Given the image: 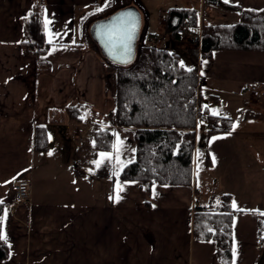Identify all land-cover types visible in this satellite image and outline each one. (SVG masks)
<instances>
[{"label":"crops","instance_id":"crops-1","mask_svg":"<svg viewBox=\"0 0 264 264\" xmlns=\"http://www.w3.org/2000/svg\"><path fill=\"white\" fill-rule=\"evenodd\" d=\"M100 2L0 0V201L6 206L2 228L9 247L8 258L0 264H219L213 241L193 239L192 217L197 204L205 206L212 194L223 193L231 194L237 206L233 208L236 255L232 264H264V250L257 242L259 212H264V187L259 177L264 176V52L216 51L211 58L195 63L204 105L210 111L209 105L220 99L222 108L232 105L234 114H221L237 125L221 134L228 137L220 146L224 175L211 182L213 187L198 183L195 172L191 185L119 180L113 172L120 173L123 168H115L114 159L97 168L92 161L101 159L102 151L93 144L79 150L73 137L75 122L64 110L72 104L83 105L86 113H95L101 127L113 126L115 76L110 78L98 54L84 40L78 41L83 37L76 30L79 15ZM160 2L156 10L163 17L169 8L181 7L196 9L200 25L206 20H225L222 24L240 20L239 13L203 0ZM228 3L264 9V0ZM36 4L43 7L44 21L51 22L45 30L50 46L40 57L24 55L21 47L24 19ZM141 6L138 40L147 34L149 14V6ZM161 21L164 26V18ZM151 36L159 41L158 36ZM163 37L161 45L154 46L175 52L177 47L190 48L178 38ZM39 62L46 68L39 69ZM249 84L261 88L258 98L243 94ZM250 105L254 110L248 109ZM243 111H247L245 116ZM37 125L46 127L45 152L33 149ZM117 135L123 141L120 160L125 166L135 159V129L114 127V143ZM109 153L115 156L114 150ZM197 162L195 142L194 165ZM213 167V161L205 165V169ZM236 171L244 176L237 181L243 191L239 197L253 200L245 206H238L232 189ZM13 177L29 181L28 202L13 204ZM118 181L124 188L119 201L115 199Z\"/></svg>","mask_w":264,"mask_h":264},{"label":"trees","instance_id":"trees-1","mask_svg":"<svg viewBox=\"0 0 264 264\" xmlns=\"http://www.w3.org/2000/svg\"><path fill=\"white\" fill-rule=\"evenodd\" d=\"M205 4L225 11L239 13L234 24H201L196 9L172 7L164 16L165 33L178 38L176 31L188 22L195 30L200 27V46L186 49L197 62L211 58L216 51L264 52V9H244L223 0H203ZM89 13L81 24L79 33L85 44L96 53L97 47L89 36L90 25L104 16ZM24 19V55L40 57L50 44L45 40L43 7L36 4ZM107 74L115 75L114 109L112 127H99L95 131L93 147L111 152L114 144V127L135 129V159L126 164L117 179L142 181L150 185H191L194 180L195 129L199 121L206 125L207 136L226 134L232 129L228 116L212 115L205 108L200 93L197 65L181 68L177 52L154 45L137 46L130 65L110 62L102 57ZM38 68H46L44 62ZM192 69V71H188ZM68 118L75 123L86 114L83 105L65 107ZM247 111H243L244 116ZM85 145H79V150ZM35 152L48 150L46 127L37 125L33 133ZM209 163V162H208ZM219 201V203H217ZM6 206L0 203V217ZM233 207L229 193L212 194L205 206L196 205L192 217V237L198 241H213L215 257L219 264H232L233 257ZM2 227V225H0ZM211 228L213 231L209 232ZM264 215L259 214L257 242L264 250ZM9 256V247L0 241V261Z\"/></svg>","mask_w":264,"mask_h":264},{"label":"rangeland","instance_id":"rangeland-1","mask_svg":"<svg viewBox=\"0 0 264 264\" xmlns=\"http://www.w3.org/2000/svg\"><path fill=\"white\" fill-rule=\"evenodd\" d=\"M152 1L154 2V4H152ZM134 2L135 5H138L140 7V9H142L141 5L143 6H149V11L147 13V21H148V25H147V34L146 36L144 35L143 37L141 36L140 39L138 40V45L139 47L142 45H148V44H153V45H157L159 43V45H161L160 42H162L163 40V36L167 35L165 33V28L163 26L162 23V18H164L161 14L156 10V7H159V2L157 0H101V2L96 6V7H91L86 9L82 14L79 15L78 19H77V23H76V30L80 31L81 29V24L83 19H85V17L91 13V12H99L96 11V9L100 8L103 9L101 11V15L105 17H108L110 15H112L113 13L122 10L124 8H126L127 6L124 5H129V3ZM132 5L134 7H136L138 10V6ZM140 11V10H139ZM166 13V12H165ZM225 20H206V24H212V23H226L224 22ZM144 34V33H143ZM156 35L159 37V41L157 42L156 40H151L152 36L151 35ZM83 40L81 37H78V41ZM181 43V42H180ZM184 44V43H182ZM190 48L194 47L192 44L189 45ZM97 54L99 57H102V54L100 53V51L97 48ZM177 52L180 54V59L181 62H183L184 67L187 68H191L195 65L196 61L188 54V52L186 50L183 49H179L177 47ZM251 54L249 56H253V53H248ZM105 59V58H104ZM132 62V61H131ZM130 63L124 64V66L130 65ZM115 75L111 74L110 78H113ZM221 100V99H220ZM213 101L209 107L211 109H216L220 112V115L223 111L224 113H230V114H234V107L231 105V107L227 106L225 108L221 107V101ZM208 104V103H206ZM242 107V106H241ZM246 109V108H245ZM249 110H254V108L250 105L248 106ZM212 111V110H211ZM226 116V115H223ZM229 117V116H228ZM198 138H195V142H196V151L199 152L201 155L198 159L197 165H194V172L195 175H197L198 177V183H204L205 186L207 187H213V183H211L215 178L223 176L224 173L221 168V151H220V146L223 144H226L228 142L227 140V136L224 135H214L211 137L207 136V132H206V125L205 123H201V121L198 122ZM197 131V130H196ZM212 137H221L220 139H216V140H212ZM211 141V143H209ZM252 141H250L251 143ZM77 143V141H76ZM223 157V156H222ZM214 162V167L210 168V169H205V165L209 162ZM199 165V167H198ZM235 176L232 177V189L234 190V194L236 197V201L238 206H245L246 204L248 205L247 202H252L253 200H242V198H240L239 196L241 195L242 191V184L239 182L237 184V181L241 180L242 176L241 173H239V171L235 172ZM214 176V177H213ZM225 177V176H224ZM250 178V180L252 179L253 175H249L247 176ZM262 180V186L264 187V176L260 175L259 176ZM221 184V182H220ZM264 193V192H263ZM253 194V193H252ZM247 201V202H246Z\"/></svg>","mask_w":264,"mask_h":264},{"label":"snow or ice","instance_id":"snow-or-ice-1","mask_svg":"<svg viewBox=\"0 0 264 264\" xmlns=\"http://www.w3.org/2000/svg\"><path fill=\"white\" fill-rule=\"evenodd\" d=\"M225 3H228V0H225ZM103 9H96V11H102ZM25 19H27V17H25ZM51 22L45 18L44 21V27L45 30H48V25ZM137 27V18L135 16L134 13L129 12L125 15H122L121 17H119L113 24L109 25L103 35L106 37L109 45L111 46V48L113 50H116V45L118 44L120 46V57H118V59H120L121 62L127 63L129 62L130 58H131V41L133 39V35L135 33ZM66 34V33H65ZM59 35V34H57ZM49 42L51 43V39L49 40ZM181 68L184 67L183 62H181ZM188 71H192V69H188ZM201 75H203V72L201 73ZM205 108H207L208 106L205 105ZM212 115L216 116V115H220V112L216 109H212ZM201 123H203V121H201ZM236 124H233L232 127L233 129L236 128ZM231 133H229L230 135ZM221 137H212V140H216V139H220ZM211 143V141L209 142ZM123 144V141L120 140L119 136L117 135V140L116 143H114L112 145V148L114 150L115 156H113V153H109V152H101L99 153V156L101 157V159L92 161L93 164L96 165L97 168H99L101 166L102 163H104L105 160H115V164L114 167L117 169H122L124 167L123 162L120 160V152H121V145ZM51 155V153H49ZM200 153L197 152V158L199 159L200 157ZM131 162V161H129ZM199 167V165H198ZM91 171V170H89ZM113 176H119V171H114L113 172ZM15 179V177H13V180ZM6 183H10L9 181H6ZM124 190L123 185L118 181L116 184V195H115V199L117 201H119V199H121L119 193L122 192ZM112 197H110L111 199ZM0 203H3L2 201H0ZM217 203H219V201H217ZM232 207L234 209H236V202L233 201L232 203ZM253 212H259V210H253ZM260 215H264V212H259ZM6 215L4 217H0V225L3 224V221L6 219ZM209 232H212L213 230L211 228L208 229ZM264 238V237H262ZM0 241H5L7 242V235L4 232L3 228L0 227ZM236 255V249L233 248V256L235 257ZM234 264V262H233Z\"/></svg>","mask_w":264,"mask_h":264},{"label":"built area","instance_id":"built-area-1","mask_svg":"<svg viewBox=\"0 0 264 264\" xmlns=\"http://www.w3.org/2000/svg\"><path fill=\"white\" fill-rule=\"evenodd\" d=\"M179 42L200 46L201 30L200 27L195 30L188 22H184L176 31ZM243 94L252 98H258L261 94V88L255 84L247 85ZM99 127L94 112L86 113L79 122L75 123L73 129V137L78 145L94 144L95 131ZM10 190L13 196L12 202L14 205L28 202L30 197V183L28 180L15 179ZM13 209L11 208L10 211Z\"/></svg>","mask_w":264,"mask_h":264},{"label":"water","instance_id":"water-1","mask_svg":"<svg viewBox=\"0 0 264 264\" xmlns=\"http://www.w3.org/2000/svg\"><path fill=\"white\" fill-rule=\"evenodd\" d=\"M129 12L134 13L137 18V27L133 35V39L131 41V49H132L131 58L129 62H127V63H130L131 61H133L135 57L137 41H138L139 32L141 28V14H140V11L136 7L127 6L126 8L119 10L108 17L96 20L90 25L89 30H88L89 36L91 37L92 41L95 43L96 47L98 48L102 56L106 60L116 63V64H120V65L127 64V63L121 62L120 59H118V57H120V50H119L120 46L117 44L116 50H113L111 46L109 45L106 37L103 35V33L109 25L113 24L119 17Z\"/></svg>","mask_w":264,"mask_h":264}]
</instances>
